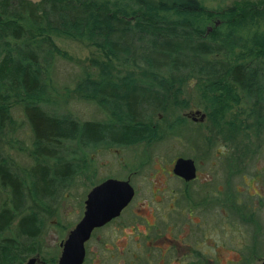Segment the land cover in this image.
Here are the masks:
<instances>
[{
    "label": "trees",
    "instance_id": "trees-1",
    "mask_svg": "<svg viewBox=\"0 0 264 264\" xmlns=\"http://www.w3.org/2000/svg\"><path fill=\"white\" fill-rule=\"evenodd\" d=\"M54 36L99 52L90 60L95 76L82 68L64 90L106 110L104 119L60 109L53 67L67 54ZM190 101L204 118L187 141L194 136L198 150L219 145L233 173L264 147V0L216 8L204 0H0V264L38 252L50 204L83 172L86 150L159 140L158 111L169 112L165 129L178 134L188 120L173 111ZM17 106L30 134L25 168L1 146L15 141Z\"/></svg>",
    "mask_w": 264,
    "mask_h": 264
},
{
    "label": "rangeland",
    "instance_id": "rangeland-1",
    "mask_svg": "<svg viewBox=\"0 0 264 264\" xmlns=\"http://www.w3.org/2000/svg\"><path fill=\"white\" fill-rule=\"evenodd\" d=\"M239 1L204 0V4L216 8ZM53 39L56 45L67 54L65 58L57 57L53 67L52 79L58 94H62L59 98L60 109L70 112L80 121L104 119L106 110L102 111L93 102L82 100L78 95L64 90V87H73L75 78L82 68L89 70L91 75L95 76L94 68L90 67V60L102 59L99 52L92 46L64 37L54 36ZM192 86V81L184 86L189 100H193ZM196 110L201 112L200 107L190 101L187 108L173 111L175 114L185 115L188 120L187 127L180 126L176 129V132L180 134L167 133L165 126L171 116H168L169 112L158 111L156 116H152V120H157L156 123L160 128L162 137L159 140L147 146L138 144L86 150V155L83 157L85 161L83 172L75 175L69 185L64 186L56 194L53 204H50V211L44 217L41 231L36 239L38 252L29 256L23 255L21 264H26L29 259H33L34 264H40V261L52 257H54L53 262L45 264H55L59 253L58 242L64 239L66 231L80 218L85 194L94 184L106 177L113 178L116 175L130 176L129 180L136 189V196L129 205V209H126V217L121 218L117 225L116 221L94 234V238L88 244L87 258L83 264H112L115 258L106 257L105 248L101 243L105 239L110 243V247L117 246V250L123 248L122 252L114 251V253L123 255L125 260V257L129 256L128 250L135 249L132 243L133 234L129 233L127 226L134 225L139 230H145L144 220L149 221V211L152 206L147 201L151 197V185L158 187L159 182H161L160 186L164 185L163 182H167L168 186L162 192L163 198L159 203L162 207L168 196L167 191L172 188L178 189L177 184H174L167 174V170L170 161L179 156L189 157L196 163L197 179L189 186L195 191L199 189L198 186L202 187L200 198L206 199L207 194L210 199V202H205L204 205L212 206L214 202L211 200L216 198V203L209 209L202 212L194 211L201 223L198 229L194 228L186 235L184 245L198 249L200 254L203 253L206 259L205 264H260L264 260V147L260 152L248 155L244 164L240 165V171L233 173L235 169L227 168L222 163L227 152L223 153L225 150L219 145L198 150L194 147V136L187 141L190 135L189 129L201 131L196 121L192 120V118H198V115L194 113ZM11 113L17 122L16 131L12 135L15 141L12 144H8L7 140L1 143L2 151L13 160L17 168H25L31 164L30 156H28L30 134L26 124L23 123L20 108L18 106L13 108ZM18 147L24 149L21 151ZM230 195L233 198V204L238 207L232 203L229 205ZM153 196L158 199L156 194ZM158 213L163 212L158 211ZM249 214H251L250 219H241V216ZM120 225L124 226L116 231L114 228ZM179 225L172 226V235L178 230ZM138 242L141 248H144L145 241L140 239ZM191 258L188 257V260Z\"/></svg>",
    "mask_w": 264,
    "mask_h": 264
},
{
    "label": "flooded vegetation",
    "instance_id": "flooded-vegetation-1",
    "mask_svg": "<svg viewBox=\"0 0 264 264\" xmlns=\"http://www.w3.org/2000/svg\"><path fill=\"white\" fill-rule=\"evenodd\" d=\"M176 158L178 157H175L170 161V166L167 170V174L170 176V178H172V180L174 181L173 183L177 184L178 189L176 190L172 188L167 191L168 196L166 197L165 205L162 207L161 205H159V203L163 198L161 195L162 192L166 190V187L168 186L166 185L167 182H163L164 185L162 186H160L161 182H159L158 187L154 186V184L151 185L150 187L151 197L148 199L147 203H149L152 206V208L149 211L150 212L149 221L144 220L146 223V229L139 230L134 225L127 226L129 233L133 234L132 243L134 244V248H135L134 250H128L129 256L125 257L126 259L123 260V255L114 253V251L122 252L123 248L117 250V246H114L113 248L112 246L110 247V243H108V240L105 239L104 241L103 240L101 241L102 246L105 248L104 250L106 251V257H108L109 259L115 258L112 261V264H205L206 259L203 257V253L200 254L199 250L196 248L194 249H192V247L188 248V246L184 245V239L188 233L194 230V228L198 229V226L201 223L200 219L197 217V214L194 213V211L200 210L202 212L203 210L209 209L216 203L215 201L216 198H212L211 201L214 202L212 206L211 205L209 206V204L205 206L204 203L210 202V199L206 193H205L207 196L206 199L200 198V192L203 191L202 187L198 186L199 189L195 191L193 190V187L189 186L190 183H192L197 179L198 169L196 167V163L192 159L195 168L194 177L189 180H185L182 177L177 176L172 172V168ZM184 158H189V157H184ZM114 177H113L114 179L128 181L129 185L133 190V195L131 199L128 201V203L120 210L117 216L112 217L102 225L94 227L91 230L88 239L83 244L84 256L81 264H83L87 258V253L89 248L88 244L94 238L93 237L94 234H96L99 230L115 223L116 221H117L116 223L117 225L118 221L121 218H124V216L126 217L125 214L126 209H129V205H131L134 197L136 196V189L130 183L129 180L131 179L130 176L126 175V177H122L116 175ZM107 178H111V177H106L103 180ZM101 181H99L98 183H100ZM93 186H91L90 189ZM216 189L218 191V188ZM154 194L158 196V199L154 198L153 196ZM213 194L214 192L212 191V195ZM83 208H84V204H83ZM158 211H162L163 213L159 214ZM177 224H180L179 228L175 232V234L172 235L171 234L172 226H176ZM122 226L124 225H120L118 227L116 226L114 229L117 231V229H121ZM69 230L66 231L65 236ZM138 239L139 240L143 239V241H145L144 248H141ZM58 249H59V253L58 256L56 257L57 259L59 257L60 249H61L60 242H58ZM34 255L37 256V254ZM188 257H192L191 260H188ZM57 259L55 260V264L57 262ZM33 262L34 261H32L29 264H34ZM27 263L28 262L26 261V264ZM45 263L46 261H40V264H45Z\"/></svg>",
    "mask_w": 264,
    "mask_h": 264
},
{
    "label": "water",
    "instance_id": "water-1",
    "mask_svg": "<svg viewBox=\"0 0 264 264\" xmlns=\"http://www.w3.org/2000/svg\"><path fill=\"white\" fill-rule=\"evenodd\" d=\"M194 113L198 118H192L193 121L203 120L202 112L196 110ZM194 170L192 159L184 157L176 158L172 168L175 175L185 180L194 177ZM132 195L133 190L126 180L107 178L94 185L86 193L82 216L60 242L61 249L56 264H81L84 256L83 244L91 230L117 216ZM32 261L33 259H29L27 264ZM260 264H264V260Z\"/></svg>",
    "mask_w": 264,
    "mask_h": 264
}]
</instances>
